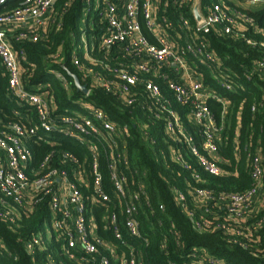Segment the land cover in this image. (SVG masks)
Returning <instances> with one entry per match:
<instances>
[{
	"label": "built area",
	"instance_id": "1",
	"mask_svg": "<svg viewBox=\"0 0 264 264\" xmlns=\"http://www.w3.org/2000/svg\"><path fill=\"white\" fill-rule=\"evenodd\" d=\"M8 1L0 0V58L8 76V92L16 100L17 107L13 110L14 120L0 119V218L16 223L23 214H29L47 199L53 213L51 230L47 234L51 231V236L55 233L65 239L64 254L71 261L85 264H144V252L123 238L117 212L107 217V226L125 245V250L100 237L88 219V203L80 186L81 182L89 183L86 160L81 161L69 150L53 149L38 165H32L30 142L53 144L48 133L80 141L92 152L90 170L97 198L93 197L91 202L104 205L112 198L103 189L97 143L105 142L109 149L115 200L123 206L122 213L123 210L125 212L124 226L130 237L142 235L139 209L144 205L152 207L150 197L143 185L138 190L128 186L127 176L119 171L117 162V157H121L116 154L117 141L121 132L128 133L127 126L119 127L103 109L84 97L72 101L80 109L59 111L52 81L31 83L26 79L31 74L28 65L34 72L36 64L29 61L25 50L16 49L12 43L13 38L16 42H36L47 38L57 20L58 0H19L14 9L4 11ZM72 1L67 0L62 9ZM195 1L84 0L80 36L76 38L74 33L71 34L74 40L80 42L73 51L72 62L81 74V84L88 87L85 96L91 94L92 88H104L132 105L138 97L136 88L143 86L144 97L157 108L155 117L165 121L166 134L179 144L172 146V161L191 174L192 179L185 181V189L179 190L174 186L173 190L177 202L188 207L193 228L200 233L222 230L228 235L230 243L240 242L247 247L245 241L257 237L255 233L264 220L256 218L264 207L263 157L260 150L254 155L248 152L253 183L245 191L217 192L199 185L206 182L205 174H225L219 164L218 145L224 124H218L207 100L217 98L224 107L227 101L204 83L197 68L199 64L218 61L210 49L206 34L216 31L224 35H238L244 32L248 24L254 23L246 12L249 9L230 0H214L205 6L201 5L200 0L203 22L199 23L193 13ZM244 1L252 5L264 3V0ZM170 5L176 12L174 20L168 10ZM58 27L61 25L58 24ZM240 36L246 38L244 33ZM247 41L263 51L247 71V77L251 78L252 73L264 76V40L250 38ZM62 53L63 47L60 46L48 59L65 69ZM95 53L101 57H95ZM112 60L115 61L114 66L106 63ZM99 64H103L118 80L106 78L95 68ZM50 73L69 94L72 93V82L63 71L52 67ZM145 74L167 79V91L174 95L177 103L189 108L188 118L199 128L198 134L184 126L179 112L166 96V90L151 79L144 80ZM218 79L224 88H233L227 81V74L221 70ZM144 108L151 109V106L147 104ZM252 109L255 110L256 105ZM160 208L165 209L162 204ZM173 234L175 238L180 237L176 230ZM43 236L33 233L25 241L30 253L37 248H47ZM178 245L181 247L182 243L178 241ZM101 247L109 250L110 255L102 252ZM161 247L167 251L166 240ZM3 249L4 243L0 239V251ZM181 257V263L170 260L169 264H227L223 258L203 247H192ZM47 264L67 263L58 262L50 256Z\"/></svg>",
	"mask_w": 264,
	"mask_h": 264
},
{
	"label": "trees",
	"instance_id": "2",
	"mask_svg": "<svg viewBox=\"0 0 264 264\" xmlns=\"http://www.w3.org/2000/svg\"><path fill=\"white\" fill-rule=\"evenodd\" d=\"M66 1L58 0L56 2L57 20L52 25L47 38L36 42L32 40L16 42L13 38L12 43L16 49L25 50L29 61L36 64L34 72L28 65L31 74L30 78L26 76V79L31 83L52 81L53 94L59 111L66 108L80 109L72 101L84 97L103 109L119 127L127 126L128 133L121 132L117 141L116 154L121 155V157H117V162L119 171L127 176L128 186L133 190H138L143 185L150 197L152 207L148 208L144 205L139 209L138 219L142 235L130 237L124 226L125 215L123 213L125 212L123 210L122 213L123 206H120L115 200L116 193L109 168V149L105 142L97 143L103 189L112 198L111 202L104 205L91 202L93 197L97 198L90 170L92 152L80 141L64 135L48 133L51 135L49 138L53 140V144L44 141L29 143L32 151V165H38L53 149L57 151L69 150L76 154L81 161L86 160L89 183L86 184L84 181L80 183V186L88 203V219L90 218L100 237L119 248H124L125 245L117 240L112 228L107 226V217L113 212H117L123 238L133 244L137 250L144 252V264H169L170 260L181 263L183 261L181 256L192 247L206 248L211 254L223 258L227 264H264V220L255 233L257 237L245 241L247 247L240 242L230 243L228 235L222 230L200 233L193 228L192 220L188 215V207L177 202L173 190L174 186L179 190L185 189V181L187 178L192 179L191 174L172 161V146L177 147L179 144L166 134L165 121L155 117L157 108L144 97L143 86L136 88L138 97L132 105L124 102L115 92H108L104 88H92L91 94L85 96L84 92L75 87L69 72L82 78L72 62L73 51L80 42L74 40L71 34L74 33L76 38L80 36L79 27L84 0H73L63 10ZM212 1L214 0H201V5L205 6ZM18 2L19 0L8 1L3 10L14 9ZM168 10L171 19L174 20L176 12L172 5ZM246 12L254 24H248L244 32H239L238 35H224L216 31L206 34L210 49L216 54L218 61L214 64H199L197 68L204 83L212 88L217 96L227 101V105L224 107V104L217 98L207 100L218 124H224L218 145L219 164L225 174L220 176L205 174L206 182L199 185L210 187L217 192H240L251 187L253 180L249 169L248 152L254 155L260 150L264 166V76L252 73L251 78L247 77V71L263 54L261 48L252 46L247 39L264 40V8L256 11L246 10ZM189 17L194 21L191 14ZM58 24L61 27H58ZM241 33H244L246 38L240 36ZM60 46L63 47L65 69L61 64L48 59ZM94 56L101 57L98 53H95ZM85 63L91 65L88 61ZM106 63L114 66L115 61ZM52 67L63 71L71 80L73 87L71 94L50 73ZM95 68L106 78L118 80V77L106 69L103 64H99ZM220 70L227 74V81L233 87L231 90L221 85V80L218 79ZM221 75L223 77V73ZM143 77L144 80L151 79L159 83L166 90V96L172 101L173 108L179 112L181 122L189 131L198 134L199 128L188 118L189 108L177 103L174 95L167 91V79L156 78L151 74H145ZM84 83L86 82L84 81ZM147 104L151 106V109L144 108ZM254 105H256L255 110L252 109ZM16 107V100L8 92V76L0 58V119L14 120L13 110ZM262 181L264 190V174ZM161 204L164 205V210L160 208ZM190 206L191 204H189ZM52 214L46 199L29 214H23L16 223L6 222L0 218V239L4 243V249L0 251V264H47L50 256L58 262L85 264L71 261L68 256H65L64 238H60L54 233L48 240L47 232L50 229ZM256 218L264 219V207ZM175 230L180 233L179 238H175L173 234ZM33 233L44 234L43 237L48 245L46 249L37 248L33 253L27 250L25 241ZM165 240L167 251L161 247ZM178 241L182 243L181 247L178 245ZM101 250L110 255L109 250L102 247Z\"/></svg>",
	"mask_w": 264,
	"mask_h": 264
},
{
	"label": "water",
	"instance_id": "3",
	"mask_svg": "<svg viewBox=\"0 0 264 264\" xmlns=\"http://www.w3.org/2000/svg\"><path fill=\"white\" fill-rule=\"evenodd\" d=\"M193 13H194L195 19L199 23H202L203 22V16H202V14L200 12V0H196L195 1V5H194V8H193ZM69 74L71 75V77H73L76 87L79 90H82L84 93H87L88 92V87L86 85L81 84L80 78L74 73L69 72Z\"/></svg>",
	"mask_w": 264,
	"mask_h": 264
},
{
	"label": "crops",
	"instance_id": "4",
	"mask_svg": "<svg viewBox=\"0 0 264 264\" xmlns=\"http://www.w3.org/2000/svg\"><path fill=\"white\" fill-rule=\"evenodd\" d=\"M230 1H232L234 4L240 5V6L244 7V8L252 10V11H256V10L262 9L264 7V3L263 2H259V3L255 4V5H252V4H250V3H248V2H246L244 0H230ZM252 6L255 7L254 10L250 9V8H252Z\"/></svg>",
	"mask_w": 264,
	"mask_h": 264
},
{
	"label": "rangeland",
	"instance_id": "5",
	"mask_svg": "<svg viewBox=\"0 0 264 264\" xmlns=\"http://www.w3.org/2000/svg\"><path fill=\"white\" fill-rule=\"evenodd\" d=\"M250 9H253V10H254V9H255V7H254V6H252V8H250ZM50 230H51V228H50ZM48 231H49V230H48ZM50 233H51V231H50ZM50 233H49V234H48V236H47L48 240H50V239H51V234H50Z\"/></svg>",
	"mask_w": 264,
	"mask_h": 264
}]
</instances>
